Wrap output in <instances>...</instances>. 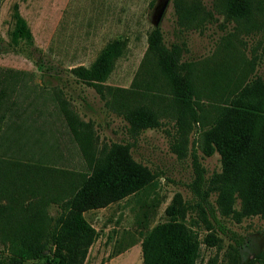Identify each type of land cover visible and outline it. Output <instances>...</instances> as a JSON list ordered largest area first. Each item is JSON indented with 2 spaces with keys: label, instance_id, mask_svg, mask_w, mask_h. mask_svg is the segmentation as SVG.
Segmentation results:
<instances>
[{
  "label": "rangeland",
  "instance_id": "rangeland-1",
  "mask_svg": "<svg viewBox=\"0 0 264 264\" xmlns=\"http://www.w3.org/2000/svg\"><path fill=\"white\" fill-rule=\"evenodd\" d=\"M159 1L0 0V155L83 170V157L59 110L60 101L66 100L91 124L99 145H127L133 159L155 176L141 191L85 212L97 237L84 264H143L142 238L168 220L165 209L176 196L199 242L195 264H259L255 259L264 248V219L254 215L236 220L218 213L215 223L189 184L193 153L206 179L221 170L219 153L207 155L200 146L202 132L211 127L216 107L225 104L222 96L232 85L242 86L263 56L264 0H251L249 12L241 15L226 0H185L183 8L195 10L190 22L179 17L178 0H169L157 27L165 46L180 48L186 62L182 72L200 91L195 98L202 108H197L199 121H191L185 130L178 129L175 116L165 114L157 127L132 132L124 117L72 72L88 67L107 43L119 40L125 51L103 84L143 90V75L152 66L144 55ZM18 16L29 35L17 31ZM215 198L212 192L213 206ZM234 207L239 208L238 200ZM49 213L54 216L56 207ZM209 234L216 238L214 245L206 242Z\"/></svg>",
  "mask_w": 264,
  "mask_h": 264
},
{
  "label": "trees",
  "instance_id": "trees-1",
  "mask_svg": "<svg viewBox=\"0 0 264 264\" xmlns=\"http://www.w3.org/2000/svg\"><path fill=\"white\" fill-rule=\"evenodd\" d=\"M180 18L190 22L195 10L183 8ZM238 14L248 13L251 0H226ZM20 34L29 32L18 16ZM125 43H107L88 66H77L73 74L95 88L107 106L122 115L134 133L159 125L165 114L177 119L178 129L198 122L195 101L200 92L184 74L181 50L163 44L159 27L148 34L144 61L152 66L141 83L143 90L105 85ZM261 51L264 56V40ZM145 71V70H144ZM137 86V85H132ZM216 107L211 127L202 132L200 146L207 155L218 152L221 170L206 179L195 153L194 178L190 190L210 209V218L219 223L218 213L236 220L257 215L264 219V86H233ZM59 110L77 143L85 168H61L40 159L0 155V264H24L45 258L47 264H84L97 230L84 212L106 207L145 188L154 180L146 166L136 162L127 145H99L89 122L83 121L66 100ZM216 194L215 206L209 200ZM239 208L235 209L236 201ZM55 206L56 214L49 208ZM168 220L153 226L142 238L143 264H195L199 242L185 223L182 203L177 198L165 209ZM209 234L206 242L214 245ZM264 264V248L256 259Z\"/></svg>",
  "mask_w": 264,
  "mask_h": 264
},
{
  "label": "crops",
  "instance_id": "crops-1",
  "mask_svg": "<svg viewBox=\"0 0 264 264\" xmlns=\"http://www.w3.org/2000/svg\"><path fill=\"white\" fill-rule=\"evenodd\" d=\"M215 86H221V85H215ZM232 86H235V84ZM242 86H264V56H262L259 59V63L249 73L248 77L244 80ZM84 216H85V212H84Z\"/></svg>",
  "mask_w": 264,
  "mask_h": 264
},
{
  "label": "water",
  "instance_id": "water-1",
  "mask_svg": "<svg viewBox=\"0 0 264 264\" xmlns=\"http://www.w3.org/2000/svg\"><path fill=\"white\" fill-rule=\"evenodd\" d=\"M169 0H160L158 2V4H156L155 8H154V14H153V24L154 26H157L161 20L162 14L166 8V6L168 5Z\"/></svg>",
  "mask_w": 264,
  "mask_h": 264
}]
</instances>
